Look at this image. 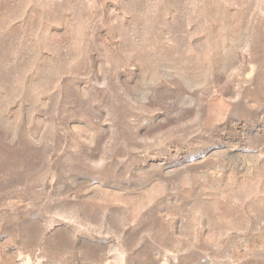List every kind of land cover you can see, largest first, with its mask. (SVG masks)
Returning <instances> with one entry per match:
<instances>
[{"label":"rangeland","instance_id":"374dc122","mask_svg":"<svg viewBox=\"0 0 264 264\" xmlns=\"http://www.w3.org/2000/svg\"><path fill=\"white\" fill-rule=\"evenodd\" d=\"M0 264H264V0H0Z\"/></svg>","mask_w":264,"mask_h":264}]
</instances>
